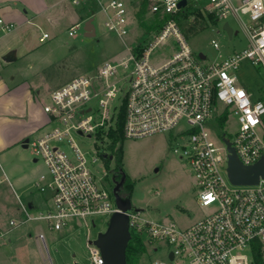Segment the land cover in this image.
<instances>
[{
  "label": "built area",
  "instance_id": "2783aa9c",
  "mask_svg": "<svg viewBox=\"0 0 264 264\" xmlns=\"http://www.w3.org/2000/svg\"><path fill=\"white\" fill-rule=\"evenodd\" d=\"M181 1L148 0L144 16L168 18L148 45L118 63L104 62L94 72L54 89L49 103L42 108L48 117V129L28 139L27 148L46 169L36 187L51 191L50 208L37 213L35 219L44 220L49 230L56 232L84 227L90 264H103L90 234L95 227L91 218L110 216L118 210L112 190L89 167V163L107 158L104 149L97 147L88 162L72 134L98 140L100 132L105 134L113 126L123 104L125 139L174 134L173 152L185 160L193 173L199 207L209 210L185 228L174 222L144 220L139 211L129 213L130 235L139 236L144 245L153 247V252L164 247L165 261L152 264H256L252 255L255 246H260L264 264V178L253 185L232 184L227 175L229 152L224 143H230L244 166L264 156L262 95L252 97L233 76L247 61L264 77V0H184L185 5L179 7ZM72 2L78 4L77 0ZM98 3L104 28L118 38L122 39L130 26L137 24L136 16L123 0ZM181 10H187L191 20L197 13L213 15L221 27L232 18L247 35L249 47L222 60L204 63L206 57L202 54L201 59L192 51L174 19ZM242 16H247L251 25L246 26ZM79 27L80 23L71 26L68 35L72 36ZM13 29L12 23L0 18L2 33ZM47 38L48 34L43 33L40 41ZM211 43L214 49L219 48L216 41ZM164 50L169 55H164ZM121 94V102L115 106ZM230 115L238 125L233 135L224 129ZM208 122L220 130V145L211 141L206 130ZM64 141L72 160L57 146ZM115 171L122 175V171ZM23 215L25 222L32 218L26 209ZM9 225L16 228L21 223L12 220Z\"/></svg>",
  "mask_w": 264,
  "mask_h": 264
},
{
  "label": "rangeland",
  "instance_id": "374dc122",
  "mask_svg": "<svg viewBox=\"0 0 264 264\" xmlns=\"http://www.w3.org/2000/svg\"><path fill=\"white\" fill-rule=\"evenodd\" d=\"M105 4V0L84 1L80 6L72 5L68 0L70 11L83 16L92 14L95 36L86 38L84 36V23L80 21V27L72 36L68 35V15L60 16L59 8L50 13L57 17L53 25L44 23L42 30L46 31L49 38L39 42V33H24L19 36L21 50L31 47L25 58H20L13 66L22 71L28 83L40 92L36 100L37 109L40 114L43 106L50 101V94L59 85L72 80L75 77L94 72L104 62L118 63L134 53L139 47H145L153 39L155 31L148 32L137 24H132L129 33L122 39L108 32L103 26L104 15L99 10V2ZM108 1V0H106ZM128 1L131 14L135 15L141 0ZM68 10V9H66ZM90 18V17H87ZM86 18V19H87ZM156 18V17H155ZM148 15L144 21L151 22L155 19ZM242 22L249 26L251 21L247 16H242ZM232 27L233 34L228 38L222 30L221 24L210 25L199 31L196 35L188 38V45L195 53H201L206 57L204 63L219 61L234 53H240L249 47L245 32L232 19H227ZM157 31V30H156ZM28 39V41H25ZM211 40L218 43L219 48H213ZM161 50V49H160ZM164 55L169 53L164 50ZM20 53H23L20 51ZM119 74H121L119 70ZM237 84L247 89L252 97H264V77L261 70L244 61L233 73ZM122 94L115 100V106L121 102ZM47 116V115H45ZM8 121L0 120V133L10 137L9 150L0 155V229L4 231L11 219H15V208L19 207V200L38 202L42 197L48 198L51 203V192L46 190L40 192L36 187L41 174L46 173L43 163L34 157L30 148H23L20 140V131L30 127L31 123L25 116L18 114L6 116ZM48 118V117H47ZM48 125V122H46ZM185 126V123H181ZM235 117L229 116L225 124V131L233 135L237 130ZM47 128V127H46ZM48 129V128H47ZM45 129V130H47ZM43 130L42 132H44ZM206 130L211 141L220 145V130L208 122ZM40 132L32 134L30 139L38 136ZM75 145L81 152L86 154L88 162L93 151L97 147L103 148L107 158L98 160L96 164L89 167L95 173L97 179L102 178L103 185L111 192L112 171L116 170L111 150L107 148L106 139L101 145L94 136L87 138L72 134ZM176 138L174 134H154L139 139H125L122 143V171L133 182L134 185L129 194L130 204L140 212L142 219L157 223H176L185 228L201 219L209 210L202 209L197 203V189L193 173L185 160L173 152ZM72 160V154L66 141L57 144ZM37 159L36 162L33 160ZM108 164V165H106ZM107 173V174H106ZM41 184H44L41 182ZM35 212L28 225L35 226L37 230H46V222L36 218ZM109 216H93L95 227L90 230L93 239L107 228ZM46 232V231H45ZM64 233V234H63ZM61 233H52L54 242L46 240V246H39L32 240L26 244H13L12 250H0L5 254H47L52 264H90L88 251L85 246L86 229L83 227ZM145 246V253L140 259V264H152L154 261H165V250L160 246L153 252L151 246ZM14 249L16 252H14ZM57 254V255H55ZM50 264V262H48Z\"/></svg>",
  "mask_w": 264,
  "mask_h": 264
},
{
  "label": "crops",
  "instance_id": "0c3cea01",
  "mask_svg": "<svg viewBox=\"0 0 264 264\" xmlns=\"http://www.w3.org/2000/svg\"><path fill=\"white\" fill-rule=\"evenodd\" d=\"M67 1L68 0H0V18L14 25V29L8 33H2L0 31V120L3 119L4 121H8L10 118L7 119L6 116L11 117L12 114H18L19 117L25 116V118L30 121L31 126L25 127L20 131L18 137L19 139L21 138L20 140H23L24 138L30 139V137L33 136L32 134L36 132L41 133L43 130L47 129L48 125L46 122H48V118L45 116L46 114L42 112L43 109L41 110L43 115L40 114L37 109L36 100L40 95V92L28 83V79L24 77L20 69L13 67L20 58H25L30 52L29 50H31V47L29 46L26 47L27 49L21 50L23 47L19 45V36L27 32L46 33V31L42 30L44 26L43 24L46 23L53 25L57 22V17L50 13L57 8H59L60 16H65L66 13L68 15V31L74 24L89 19L87 18L89 16L85 17L80 14V12L72 14L66 3ZM70 1L72 5L80 6L84 1L91 0H77L78 4H73L72 0ZM104 2L107 1L105 0ZM124 2L128 5V1ZM91 17L92 14L90 18ZM41 36L38 38L39 42H41ZM25 41H28V39ZM20 51L23 53H20ZM6 55H12L14 60L10 63L3 62L2 57ZM56 88L57 87H55V89ZM10 144V137L0 133V155H3L9 150ZM33 161L36 162L37 159H34ZM46 190L49 189L46 188L44 191H39L45 192ZM50 206L51 203L49 202V199L44 197L38 202L27 201L24 203L19 200V207L15 208L14 211L15 216L17 217L10 221L15 220L19 224L21 223V225L14 228L8 223L7 229L4 231L0 229V246L6 250H12L13 244L16 245V243L26 244L33 240L37 246H39L40 243L43 246H46L47 238L49 241L54 242L52 241L54 240V237L50 234L63 233L67 230L57 232L52 231L49 230L47 224L46 230H37L35 226H29V221L25 222L23 218L24 209H26L29 214H32L33 212H44L49 209ZM39 235H42L43 239H40ZM14 252H16L15 249ZM48 262L52 264L51 258L47 254H5L4 251L0 250V264H48Z\"/></svg>",
  "mask_w": 264,
  "mask_h": 264
},
{
  "label": "water",
  "instance_id": "95a60500",
  "mask_svg": "<svg viewBox=\"0 0 264 264\" xmlns=\"http://www.w3.org/2000/svg\"><path fill=\"white\" fill-rule=\"evenodd\" d=\"M185 1L179 3V7H183ZM222 30L227 34L228 38H231L233 34L237 32L224 23ZM84 36L86 38H92L95 36V28L93 25V18H89L85 21ZM199 57L204 59V56L199 53ZM14 60L12 55H6L2 57V61L10 63ZM28 139L24 140L23 147L27 148ZM229 152L227 162V175L229 181L234 185H253L258 182V179L264 178V156L255 164L251 166H244L237 158L233 148L227 140H224ZM124 180V173L121 181L116 184L112 189V195L114 199V205L117 212L112 213L109 216L107 228L104 232L99 233L93 244L100 250L103 264H126L125 249L128 241L130 240V232L128 228V214L133 211H138L130 204V197L121 195V186ZM172 259V256H169Z\"/></svg>",
  "mask_w": 264,
  "mask_h": 264
},
{
  "label": "trees",
  "instance_id": "16d2710c",
  "mask_svg": "<svg viewBox=\"0 0 264 264\" xmlns=\"http://www.w3.org/2000/svg\"><path fill=\"white\" fill-rule=\"evenodd\" d=\"M147 9L148 0H141L135 16L138 19L141 28H144L148 32L156 31L168 18L164 17L162 20L155 18L153 21L147 23L143 18L145 13L147 12ZM188 15L189 14L187 13V10H181L174 17L180 31L182 32V35L186 40H188L189 37L196 35L199 31L208 28L210 25L216 24V18L210 14L204 15L202 13H197L196 17L193 20H191ZM90 16L91 15H89V17ZM262 100L264 101V97H262ZM124 120L125 105L123 104L115 117L113 126L109 128L108 132L105 134L100 132L97 137L99 141H103V139H106L107 148L111 150V155L114 159L115 169L120 171H122V143L125 140L123 135ZM223 122V119L219 120L220 126L224 125ZM133 185L134 182L124 173L123 193L129 195ZM144 253L145 246L141 238L137 235L132 234L125 249L126 264H140V259ZM252 255L256 264H262V253L260 246L254 247Z\"/></svg>",
  "mask_w": 264,
  "mask_h": 264
},
{
  "label": "flooded vegetation",
  "instance_id": "af4514ba",
  "mask_svg": "<svg viewBox=\"0 0 264 264\" xmlns=\"http://www.w3.org/2000/svg\"><path fill=\"white\" fill-rule=\"evenodd\" d=\"M112 177H111V183L112 184H118L121 181L122 175L121 173L116 172L115 170L112 171ZM124 192V180L122 182V186H121V195L122 196H127L126 194L123 193Z\"/></svg>",
  "mask_w": 264,
  "mask_h": 264
}]
</instances>
